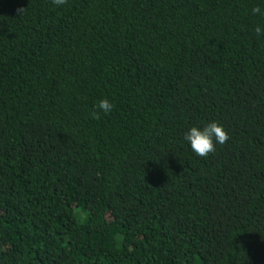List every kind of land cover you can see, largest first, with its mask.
Wrapping results in <instances>:
<instances>
[{"label":"trees","instance_id":"obj_1","mask_svg":"<svg viewBox=\"0 0 264 264\" xmlns=\"http://www.w3.org/2000/svg\"><path fill=\"white\" fill-rule=\"evenodd\" d=\"M257 26L264 0H0V264H264Z\"/></svg>","mask_w":264,"mask_h":264},{"label":"clouds","instance_id":"obj_2","mask_svg":"<svg viewBox=\"0 0 264 264\" xmlns=\"http://www.w3.org/2000/svg\"><path fill=\"white\" fill-rule=\"evenodd\" d=\"M57 6L66 3V0H53ZM254 13H261L259 7L253 8ZM256 34H264V29L261 26L255 28ZM113 104L108 99L100 100L98 104L99 110L104 113H110L113 109ZM97 113L93 112V118L97 117ZM228 134L222 125L213 121L204 126H191L184 133V140L190 145L193 153L198 157H207L210 153L215 152L217 144H224L228 140Z\"/></svg>","mask_w":264,"mask_h":264}]
</instances>
